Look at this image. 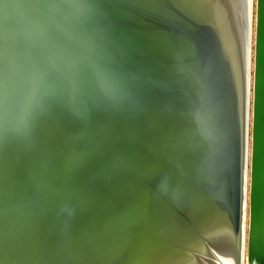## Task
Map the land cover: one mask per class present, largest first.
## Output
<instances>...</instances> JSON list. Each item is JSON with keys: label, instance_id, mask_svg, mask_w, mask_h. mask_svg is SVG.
<instances>
[{"label": "water", "instance_id": "95a60500", "mask_svg": "<svg viewBox=\"0 0 264 264\" xmlns=\"http://www.w3.org/2000/svg\"><path fill=\"white\" fill-rule=\"evenodd\" d=\"M221 16L0 0V264H193L223 226L240 239L245 37ZM253 51L247 252L264 263V0Z\"/></svg>", "mask_w": 264, "mask_h": 264}, {"label": "rangeland", "instance_id": "374dc122", "mask_svg": "<svg viewBox=\"0 0 264 264\" xmlns=\"http://www.w3.org/2000/svg\"><path fill=\"white\" fill-rule=\"evenodd\" d=\"M220 4V7L222 9V16H221V24L224 28V31L226 32V36L231 43H235V38H234V30L237 32L239 29L240 31L244 28V25L239 19V13L241 9V5L244 7L247 6V1L241 3L242 0H216ZM249 1V0H248ZM233 8H235V11H233ZM242 11V10H241ZM251 12V10H250ZM255 17H256V0H253V39H254V34H255ZM233 19H235V24L233 23ZM248 18V15L245 13V19L244 24L246 23V20ZM246 42L245 38L239 39V42L237 44H234L233 48V56L236 58V64L238 65L237 72H236V78L239 82L240 89H239V94L242 97L243 92L245 91V83H244V77H245V72L247 70V100L245 103L247 104V107L249 108L250 105H252V73H253V57H254V43L252 42L251 38V26L250 24L248 25V28L246 29ZM252 46V47H251ZM246 47V61H247V67L244 69V55L242 54L245 51ZM252 68V69H251ZM250 69V70H249ZM251 85V86H250ZM250 92V94H249ZM251 103V104H250ZM241 109L243 110L244 108V100H242L241 104ZM247 108V109H248ZM249 110V109H248ZM247 121H246V127L251 126V115L249 116V111L247 112ZM248 150H246V141H245V152H244V168H243V202H242V219L240 218L239 222V227L238 230L240 232V239H238L237 236H234L233 233V227L229 224L225 225L230 229L231 234H233V237L230 239L234 241V246H232L231 250V258L229 259L230 263L224 262L223 261V255L218 252L219 250V244L216 243L217 239H219V235L211 234L210 236L208 235V239L210 242H204L206 243V249L201 253H196L199 254L200 258H206L208 260L207 264H257V262L254 260H250L248 257V252H247V236H248V225H249V209H248V203H249V185H246V178H247V172L249 173V165L248 164ZM241 217V216H240ZM207 235V234H206ZM215 236V237H214ZM238 240V241H237ZM215 241V242H214ZM196 254H193L196 255ZM194 260H198V258L194 256ZM179 264H186V262L182 261ZM195 264V263H193ZM264 264V263H261Z\"/></svg>", "mask_w": 264, "mask_h": 264}, {"label": "bare ground", "instance_id": "6f19581e", "mask_svg": "<svg viewBox=\"0 0 264 264\" xmlns=\"http://www.w3.org/2000/svg\"><path fill=\"white\" fill-rule=\"evenodd\" d=\"M245 1H247V6L244 7V5L243 6L241 5V9H240V13H239L238 17H239V19H241V21L244 25V29H243L244 32L243 33H244V37H245V42H246V36H247L246 35V29L248 28V25L250 24V26H251V38H252V42L254 43V39H253V31L254 30H253V18H252V16H253V0H249V1L248 0H242L241 3L243 2V4H244ZM250 10H251V12H250ZM233 11H235V8H233ZM245 13L248 15V18L246 20V23L244 24L243 18L245 19ZM232 20H233V23L235 24L236 20H234L233 18H232ZM237 32H238V30H237ZM237 32H235L236 36L238 35ZM247 39H248V36H247ZM246 50L247 49L245 47V55H244V59H245V62H244L245 67L244 68L245 69L247 67V61H246L247 52H246ZM244 80H245L244 81V83H245V91H244V98H245L244 99V152H245V141H246V150H248L247 154H248V164H249V162H250V133H249L250 126H248V128L246 127V121H247L246 116H247L248 111H249V116L250 115L252 116V113H251V105L248 108L247 104L245 103V101L247 100V70L245 72ZM249 94H250V92H249ZM247 175L248 176L246 178V185L248 186L249 185V173L248 172H247ZM243 186H244V184H243ZM248 189H249V187H248ZM247 198H249V194H248ZM214 233H215V235H219V239H217V241H216V243H218L220 245L219 246L220 251H218V252L220 253V255L221 254L223 255L222 257H223L224 262L228 261V263H230L229 259L232 257L231 252H233L231 250V248H232V246H234V241L230 239L231 237H233V234H231L232 232H230V229L227 226H223L222 228L218 229L217 231H214ZM194 256H195V259H196V257L198 258V260H196L194 262L195 264H207L208 260L206 258H200L199 254H196ZM257 264H261V263L257 262Z\"/></svg>", "mask_w": 264, "mask_h": 264}]
</instances>
